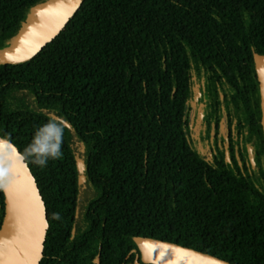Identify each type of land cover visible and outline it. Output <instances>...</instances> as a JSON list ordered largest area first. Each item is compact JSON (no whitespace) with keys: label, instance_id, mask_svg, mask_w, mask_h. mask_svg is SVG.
Returning <instances> with one entry per match:
<instances>
[{"label":"trees","instance_id":"1","mask_svg":"<svg viewBox=\"0 0 264 264\" xmlns=\"http://www.w3.org/2000/svg\"><path fill=\"white\" fill-rule=\"evenodd\" d=\"M46 1L0 0V51ZM253 53L264 54V0H83L34 57L0 61V137L46 207L39 264H129L136 236L264 264ZM196 92L211 152L187 126Z\"/></svg>","mask_w":264,"mask_h":264},{"label":"water","instance_id":"2","mask_svg":"<svg viewBox=\"0 0 264 264\" xmlns=\"http://www.w3.org/2000/svg\"><path fill=\"white\" fill-rule=\"evenodd\" d=\"M82 1L47 0L33 8L10 46L0 51V61L22 63L34 57L65 28ZM253 62L264 142V54L253 53ZM76 163L81 172L83 163ZM0 187L4 197L0 264H39L48 229L45 203L24 156L1 137ZM134 242L138 256L129 264H230L208 253L151 237L136 236ZM95 263L99 264L98 257Z\"/></svg>","mask_w":264,"mask_h":264},{"label":"flooded vegetation","instance_id":"3","mask_svg":"<svg viewBox=\"0 0 264 264\" xmlns=\"http://www.w3.org/2000/svg\"><path fill=\"white\" fill-rule=\"evenodd\" d=\"M200 99V94L196 92V95L193 96L192 100L189 102L188 108L186 109V120H187V126L188 129L191 131V134L193 137L197 140L198 147L201 150H205L206 152H211L214 151V140H211V142H206L204 146H202L199 143V138H200V132H201V127H202V120H203V114H202V106L203 104L199 101ZM212 130H211V135L213 133V129L215 128V123L212 124ZM217 130L219 133H222L224 137L226 136L227 133V125L219 122L217 124Z\"/></svg>","mask_w":264,"mask_h":264},{"label":"rangeland","instance_id":"4","mask_svg":"<svg viewBox=\"0 0 264 264\" xmlns=\"http://www.w3.org/2000/svg\"><path fill=\"white\" fill-rule=\"evenodd\" d=\"M79 162H81L80 160H78Z\"/></svg>","mask_w":264,"mask_h":264}]
</instances>
